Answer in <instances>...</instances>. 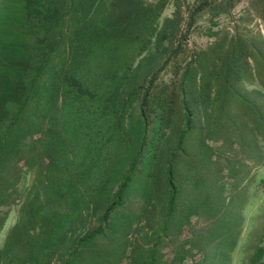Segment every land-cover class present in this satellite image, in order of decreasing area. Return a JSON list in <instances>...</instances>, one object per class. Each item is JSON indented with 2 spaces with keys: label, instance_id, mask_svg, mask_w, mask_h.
Segmentation results:
<instances>
[{
  "label": "rangeland",
  "instance_id": "1",
  "mask_svg": "<svg viewBox=\"0 0 264 264\" xmlns=\"http://www.w3.org/2000/svg\"><path fill=\"white\" fill-rule=\"evenodd\" d=\"M141 1L163 6L148 41L141 34L131 42L146 47L132 60L126 91L154 78L152 95L177 92L174 101L160 93L170 109L165 115L176 113L163 128L160 149L174 147L184 124L181 84L192 96L202 79L211 82L206 110L190 108L194 122L186 156L178 154L174 162L173 184L162 176L151 192L140 182L142 197L135 183L113 228L97 238L81 241L79 225H52L51 234L62 237L48 248L47 232L25 223L20 210L38 179L35 160L28 161L39 132L34 111L25 110L16 128L1 137L11 145L0 147V264H132L140 253L146 258L149 248L156 264H264V0ZM230 57L240 63L241 78L220 82ZM139 104L138 93L129 109L132 121ZM35 152L38 157V147ZM119 243L126 247L116 263Z\"/></svg>",
  "mask_w": 264,
  "mask_h": 264
},
{
  "label": "trees",
  "instance_id": "2",
  "mask_svg": "<svg viewBox=\"0 0 264 264\" xmlns=\"http://www.w3.org/2000/svg\"><path fill=\"white\" fill-rule=\"evenodd\" d=\"M162 6H145L141 0L0 3V147L10 148L1 137L16 128L19 115L34 111L39 132L34 145L40 154L36 157L34 150L28 164L35 160L38 179L20 210L27 215L25 223H37L48 233V248L62 237L51 234L52 225H79L81 241L97 238L113 228L116 211L136 184L139 191L142 182L144 191L148 187L151 192L162 176L173 184L174 162L178 154L186 156L184 145L194 122L190 108L206 106L211 82L202 79L192 96L181 84L184 124L175 134L174 147L160 149L163 128L176 115H165L170 109L160 93L166 91L151 94L154 78L126 90L134 72L132 60L146 47L142 43L136 49L131 42L141 34L148 41L146 33H152ZM224 65L220 82L230 75L241 78L235 58ZM138 93L140 115L132 121L129 109ZM173 94L177 92H166V98L174 101ZM125 223L128 230L131 222ZM16 239L20 241L19 234ZM119 244L116 263L126 247ZM156 262L149 248L146 258L140 253L132 264Z\"/></svg>",
  "mask_w": 264,
  "mask_h": 264
}]
</instances>
